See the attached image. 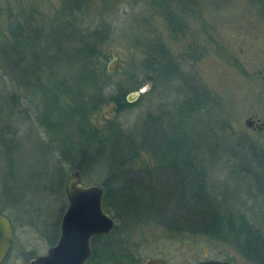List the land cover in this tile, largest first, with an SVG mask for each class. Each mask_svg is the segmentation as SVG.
<instances>
[{"label":"trees","instance_id":"trees-1","mask_svg":"<svg viewBox=\"0 0 264 264\" xmlns=\"http://www.w3.org/2000/svg\"><path fill=\"white\" fill-rule=\"evenodd\" d=\"M94 1L59 0V7L48 16L31 5L15 16L9 11L7 32L0 40V70L24 91L26 102L33 105L34 117L27 108L20 109L21 95L15 92L0 96L1 104L6 103L13 111L19 107V113L24 111L26 118H32L55 141L51 145L43 140L53 154L54 165L41 180L43 190L56 202V218L65 207L66 170L78 169L86 183L90 182L87 173L92 171L100 176L103 206L116 225L103 238L104 253L96 245L89 264H98L100 259L107 264L136 263L118 236L121 227L129 223H152L172 232L216 239L234 246L251 263L264 264V233L251 221L243 204L221 203V195L211 189L204 159L195 156L204 152L206 144L199 132L192 131L193 117L202 115L208 119L210 132L215 123L222 126L218 114L210 115L214 97L202 86L192 87V82L179 77L177 63L159 40L146 47L137 70L129 71L124 84L110 87L101 61L106 58L102 47L115 31L116 18L122 24L127 18L124 26L129 20L137 23L132 10L124 9L126 6L131 8L137 1L147 3L176 33L184 28V22L173 4L185 9L190 0ZM251 1L264 15V0ZM126 29L132 31L133 25ZM166 80L180 81L187 91L178 114L148 111L129 128L114 121L107 122L103 131L91 126L90 117L103 104L113 103L117 113L125 111L132 105L125 98L127 92L137 90L146 81L161 87ZM203 120L198 118L196 122L202 124ZM7 128L0 124V139L12 149ZM240 141L242 144L238 142L231 158L238 157L241 149L253 163L246 171L242 168L247 176L258 181L255 170H259V177L264 178V149ZM142 153L155 164L136 166ZM262 192V187H257L252 192L238 189L237 193L242 200L243 194L252 199ZM45 211L37 207L34 216L46 219L41 216Z\"/></svg>","mask_w":264,"mask_h":264},{"label":"rangeland","instance_id":"rangeland-1","mask_svg":"<svg viewBox=\"0 0 264 264\" xmlns=\"http://www.w3.org/2000/svg\"><path fill=\"white\" fill-rule=\"evenodd\" d=\"M190 1L189 7L185 9L173 4V10L182 16L184 22V28L176 33L170 31L166 20L147 3L137 1L131 8L126 6L124 9L129 12L132 10L137 23L129 20L128 25H133L131 31L126 29L128 25L124 26L127 18H123V24L116 18L115 31L102 47L106 58L101 61L106 68L115 56V71L109 73L106 70L108 82L110 87L116 83L124 84L129 71L133 73L144 58L146 47L159 40L177 63L181 72L179 77L192 82V87L196 84L202 86L214 97L215 105L211 106L210 115L218 114L222 126L218 127L215 123L210 132L211 122L208 119L202 115L193 117L192 131L199 132L201 141L206 144L204 152H197L195 156L198 160L204 159L211 189L221 195V203L232 204L235 201L239 206L243 204L251 221L264 233V178L259 177L262 172L255 170L259 174L258 181L247 176L245 171L253 163L250 155L241 149L238 157L230 156L233 150L238 149V142L242 144L241 139L264 149V127L255 129L245 123L253 115L264 121V15L251 0ZM94 2L98 4L99 0ZM30 5L48 16L53 14L60 2L0 0V40L7 32L8 12L15 16L20 9H29ZM7 76L0 70V96L11 92L21 95L20 109L27 108L33 118V105L30 107L24 91ZM162 85V88L154 87L152 82L146 81L140 85L146 86V90L130 102L132 105L127 110L119 113L114 111L113 103L103 104L90 117L91 126L103 131L107 122L114 121L129 128L137 124L148 111L153 114L169 111L178 114L179 105L187 98L186 89L176 80H166ZM1 97L0 124L8 127L12 149L0 139V203L8 200L21 202L5 208L15 229L17 245L7 264H26L30 257L46 249L44 240L28 223V217L34 216L37 207L46 210L41 216L46 217L47 222H53L56 217V202L43 190L41 180L42 175L51 172L54 165L53 154L46 143L54 145L55 141L52 136L43 133L32 118H26L24 111L19 113V107L13 111L6 103L1 104ZM198 118L204 119L202 124H197ZM154 164L153 159L145 153L136 162L138 167ZM68 172L69 169L66 170ZM96 174L92 171L87 173L89 184H100V176ZM83 181L86 182L85 179ZM257 187H262V194L252 199L247 194H243L242 200L238 198V189L252 192ZM18 205L29 207L21 208ZM120 230L118 236L123 239L126 251L136 259L135 264L155 258L165 260L166 264H192L206 259L251 263L234 246L199 234L172 232L152 223H129ZM19 248L25 255L18 252ZM109 264H113V261Z\"/></svg>","mask_w":264,"mask_h":264},{"label":"water","instance_id":"water-1","mask_svg":"<svg viewBox=\"0 0 264 264\" xmlns=\"http://www.w3.org/2000/svg\"><path fill=\"white\" fill-rule=\"evenodd\" d=\"M117 67L115 56L107 63L106 70L114 72ZM146 90L142 86L126 94V100L133 102ZM251 118L245 120L249 125ZM250 126V125H249ZM65 209L60 222V237L56 246L46 254L36 256L28 264H86L91 256L90 239L109 234L115 227V219L103 206L102 184L84 185L78 169H72L64 182ZM13 240L10 220L0 214V264L5 260ZM142 264H166L161 258L148 259ZM192 264H229L226 260L206 259Z\"/></svg>","mask_w":264,"mask_h":264},{"label":"flooded vegetation","instance_id":"flooded-vegetation-1","mask_svg":"<svg viewBox=\"0 0 264 264\" xmlns=\"http://www.w3.org/2000/svg\"><path fill=\"white\" fill-rule=\"evenodd\" d=\"M250 118H251V121L249 122V125L252 128L262 129L264 127V121L263 120L257 118L255 115L251 116ZM81 179H82V183L84 185H89V183H86L83 181L82 175H81ZM18 203H21V202L19 200H8V201H4V202L0 203L1 208H2V209H0V214L5 215L10 220L11 225H12V229H13L12 244H11L10 250H9V252H8V254H7V256H6V258L2 264H7V261L9 260V258L13 254V251L15 249H17L15 229L13 227V223H12L11 219L8 217V215L5 212V208L11 207V206H16ZM65 205H66V199H65ZM17 207L24 208V207H29V206L18 205ZM64 209H65V207H64ZM64 209H63V211H64ZM63 211H62V214H63ZM26 212L28 213L29 210H27ZM62 214H61L59 219H57L55 217V220L53 222H47L46 219L42 218V217H37V216L28 217L29 218L28 223L34 228L35 231H37L38 236L44 240L46 249L44 252L37 253V255H35V256L33 255L32 257H30L27 260L26 264H28L29 260H31L32 258L46 254L50 248L57 245L59 237H60V222H61ZM106 235H108V234H106ZM104 236L105 235H97V236H93L90 239L91 256H90L89 260L86 262V264H89V262L91 261L93 254H94L93 251H94V248L96 247V245L99 248V250L104 253V251H105L104 250V241H103ZM21 249L22 248H19L18 252H20ZM16 254H17V252H16ZM21 254L25 255V252L24 253L22 252ZM220 260H226L229 262V264H238V263H233L228 259H220ZM100 262L101 263L103 262L102 259L99 260L98 264H101ZM247 264H255V263H247Z\"/></svg>","mask_w":264,"mask_h":264}]
</instances>
